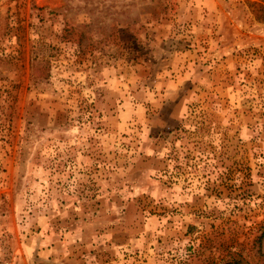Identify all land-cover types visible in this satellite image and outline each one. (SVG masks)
I'll return each mask as SVG.
<instances>
[{
	"label": "rangeland",
	"instance_id": "374dc122",
	"mask_svg": "<svg viewBox=\"0 0 264 264\" xmlns=\"http://www.w3.org/2000/svg\"><path fill=\"white\" fill-rule=\"evenodd\" d=\"M0 256L264 264V0H0Z\"/></svg>",
	"mask_w": 264,
	"mask_h": 264
},
{
	"label": "built area",
	"instance_id": "2783aa9c",
	"mask_svg": "<svg viewBox=\"0 0 264 264\" xmlns=\"http://www.w3.org/2000/svg\"><path fill=\"white\" fill-rule=\"evenodd\" d=\"M9 261H7L4 257L0 256V264H10L8 263Z\"/></svg>",
	"mask_w": 264,
	"mask_h": 264
}]
</instances>
